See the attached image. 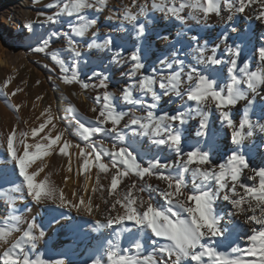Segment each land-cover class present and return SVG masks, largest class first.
I'll use <instances>...</instances> for the list:
<instances>
[{"label":"snow or ice","instance_id":"6c2138e0","mask_svg":"<svg viewBox=\"0 0 264 264\" xmlns=\"http://www.w3.org/2000/svg\"><path fill=\"white\" fill-rule=\"evenodd\" d=\"M46 7L57 10L48 15L38 13L43 16L41 23L55 25L65 16L74 17V20L69 23L68 32L51 33L52 37L59 36L64 40L59 49H50L49 40L42 39L31 48L32 52L45 53L49 57L59 69L61 83L78 85L82 92L90 88L103 91L90 97L94 105L90 111L95 113L92 118L84 117L70 103L63 109L70 120L69 135L73 139L67 138L63 129L52 134L59 117L50 108L44 109L35 118L40 121L35 126L27 130L13 127L3 138L7 157L13 163V170H18L19 179L10 188L0 190V202L6 205V212L0 216V264H65L63 260L50 262L38 254L35 258L30 255L45 233L34 218L27 219L19 211V201L30 199L36 205L55 204L59 208L70 207L92 215L94 208L100 211V205L93 203L97 192H106L110 198L104 200L108 215L105 223L96 220L92 231L116 226L112 232L114 238L108 239L101 248L107 258L106 264H264V166L253 167L241 150L257 128L264 132V123L254 124L250 119L255 100L264 91V44L253 49L254 60L259 61L253 67L244 60L245 48L240 43L234 42V46L228 44L231 38L228 34L219 38L217 46L210 49L211 54H208L206 43L200 44L195 35L190 38L189 43H196L191 51L196 54L199 64L221 66V69L227 66L225 84L222 72L213 77L194 66L186 70L185 61L177 58L175 51L171 59L166 56L159 61L167 71L154 70L146 74L144 60L148 53L140 43L149 39L147 33L151 21L140 20V17H147L149 8L181 24L188 20L206 24L213 16L232 21L249 9L252 10L250 15L264 21V0H144L139 4L137 0H131L130 5L117 4L112 8H109V0H53ZM106 9L110 15L105 19H120L121 25L127 22L132 26L134 50L125 49L127 56L119 50L124 44L118 43L123 37L117 33L123 32V27L116 32L109 28L101 33L99 22L89 15L90 11L102 14ZM224 13H227L226 17H223ZM24 27L35 34L32 22ZM231 32L247 44L237 27H233ZM162 39L168 41L169 37L165 35ZM221 45L228 56L226 61L217 54ZM85 47L95 50L97 55L113 53V64L128 65L127 71L121 75L128 76L132 83L119 89V95H116L109 90L110 77L104 72L93 71L88 79L95 78L97 82H86L78 71V61ZM63 54L72 58L71 72L62 59ZM11 79H5L0 85V94L6 98L8 108L19 112L21 105L11 103V99L22 89L16 88L11 93L5 91ZM157 86L163 96L178 98L182 110L169 113L161 109L162 114H158L162 95L156 90ZM135 92L140 93L139 98L134 95ZM143 97H150L151 102H146ZM123 102L136 106L144 114L139 115L135 110H119ZM238 102L244 103L242 116L233 115L228 110L237 106ZM213 112L219 113L215 119L220 121L225 131H230L231 142L235 146L230 154L221 157L223 163L213 159L221 131L212 126L210 114ZM261 112L264 113V108ZM89 119L94 120V124L87 122ZM125 120L123 128L131 129L130 136L121 127ZM190 120H198V128L196 143L189 145L183 143L182 138ZM97 134L111 135V146L103 140H95ZM205 136L208 139L202 140ZM136 137H147L149 144L137 141ZM29 138L32 143L28 142ZM201 143L204 148L200 147ZM20 145L23 146L22 151ZM152 147L160 152L167 149L174 153V157L165 163L153 155L145 165L141 162V152ZM73 148L78 151H70ZM54 154L66 158L64 171L68 173L73 171V159L78 162L77 175L84 179L80 190L71 191V199L64 188L52 179L58 173L48 170L45 158ZM6 164L7 161L5 165H0V177L6 172ZM34 165V170L30 171ZM93 169L96 170L94 182L91 175ZM41 174L43 177L37 179ZM101 174L109 178L106 186L102 183ZM146 177H154L165 187L144 182ZM125 178L129 180L126 185ZM69 180L70 176L63 177V183L67 184ZM89 191L93 195H85ZM145 192L157 193L164 206L157 205L151 197L145 199L142 195ZM218 200L227 202L232 208L227 213L230 218L227 223H222L224 217L214 208ZM126 222H132L135 231L126 227ZM122 234H126L129 247L121 248ZM149 234L157 240L153 241L151 251L145 254L140 236L147 238ZM236 239L244 240L247 247L235 243ZM251 257H255V261L249 259ZM91 264H105V261L97 254Z\"/></svg>","mask_w":264,"mask_h":264},{"label":"bare ground","instance_id":"6f19581e","mask_svg":"<svg viewBox=\"0 0 264 264\" xmlns=\"http://www.w3.org/2000/svg\"><path fill=\"white\" fill-rule=\"evenodd\" d=\"M144 0H137V3H143ZM122 3V1L120 2ZM124 5H130L128 0H123ZM25 6V5H24ZM252 10L249 9L246 11L245 14L238 16L237 18L233 19L232 21H227L226 18L222 17H215L213 16L206 24L203 22H197L194 20H188L186 23L181 24L180 22L176 21L174 18L166 17L163 13L158 11H153L149 8L147 17H140L142 22L147 19L151 21L148 24V28L150 31L147 33L149 39L141 40L140 43L144 46L147 50V55H151L156 59H164L168 49L171 46H184V45H194L196 47V43L192 42L189 43V40L192 36H196L200 44H207V48L210 49L216 47L219 43V38L228 34L231 38L228 39V44L234 46L235 43H240L242 47L245 48L244 51V60L249 61L253 67L259 64L258 60H254L255 53L253 51L254 47H259L261 44H264V21L257 20L254 15H250L249 13ZM108 15H110V11L108 10ZM187 13L185 12L184 15ZM227 13L223 14V17H226ZM5 22V16L2 14L1 21ZM111 23L116 24V28L119 29L121 26L123 27L125 33L130 31L127 29L126 23L124 22L121 25L120 19L111 20ZM130 27H132L130 25ZM233 27H237L239 32L242 36L245 37L247 44L245 45L241 39L238 38L236 33H232L231 29ZM206 30L204 33H202ZM156 31L159 35V38H155L156 40H152L150 34ZM177 33H180L178 36ZM132 39L135 40L134 32ZM167 35L169 37L168 41H164L162 39L163 36ZM131 38V37H130ZM179 41V42H177ZM179 48V47H178ZM179 50V54H177V58L185 61V68L189 67H196L198 70H203L204 74L208 75L211 74L215 77L218 73L222 72L223 76L225 77L223 83H227V66L225 65L222 69L221 66H204L197 62L195 59V53L191 52L189 54H184V47ZM8 52V51H7ZM7 52L3 44H0V66H4L7 68H12V62L9 61V57H7ZM217 54L219 58L223 60H227L228 56L226 53L223 52V46L221 45L217 48ZM171 59V56H169ZM160 60H156V64H159ZM3 69L5 75L4 80L12 77L11 82L7 88V92L11 93L14 89L20 88V86L16 85V75L14 71L9 72L8 69ZM166 70V69H165ZM145 71V70H144ZM167 71V70H166ZM146 72V71H145ZM148 73V72H147ZM4 82V81H3ZM22 89L16 96L12 97L11 103L20 104L21 108L19 112H14L11 109H3V113L5 115V121L0 124V165L6 164V172L5 174L0 177V190H6L12 186V183L19 179L18 170H13V163L7 157L6 148L3 144V138L7 135L9 130L13 127L17 128L18 130H27L29 127L33 125V123H39L35 118L38 116L37 113L34 111L28 112L27 104H26V93L25 89ZM158 91L161 90L158 88ZM162 101L158 107H165V109L171 108L168 110L169 113H172L173 110L181 109L180 101L176 97L169 98L167 96H163L162 92ZM23 100V101H22ZM25 100V102H24ZM4 102H0V108L3 106ZM191 103V102H188ZM5 105V104H4ZM60 108H63V101L60 99L59 104ZM38 106V105H37ZM261 108H264V91L259 93L258 98L255 100V107L253 110H250V119L253 121L254 124L264 123V113L261 112ZM182 110V109H181ZM232 112L233 115H243L244 111V103L238 102L237 106H233L232 109H228ZM254 112V114H253ZM219 113L213 112L210 114V119L213 121V128H220L221 131L219 136L217 137V142L215 144L214 152L216 153L213 156V159L216 160L217 163H223V159L221 157L230 154V151L233 147H235L230 138V131H225L223 126L221 125L218 119H215ZM17 117L19 119H17ZM28 123L20 124V121ZM126 121V120H125ZM198 128V120L197 121H189L188 125L185 126L184 136L182 138V142L186 144H195L197 137H196V129ZM202 140H207L208 137L205 136L201 138ZM31 140V139H30ZM138 141L143 144H149L148 139H144L143 137H138ZM20 150L22 151L23 146L20 145ZM201 148H204L203 143L200 145ZM190 150V149H186ZM207 150V149H205ZM243 152L246 153V158L250 160V163L253 167L257 165L264 166L262 162H264V133H260L256 131L252 138L248 139L245 142V145L241 149ZM142 159L148 161L152 158L153 155L158 156L162 162H170V160L174 157V153L169 152L165 149L163 152H160L157 148L152 147L151 150H146L141 152ZM57 156L54 154L52 157L45 158L46 163L49 165L48 170H55L56 173L54 174L52 179L62 188H64L65 193L71 199V191L73 189L80 190V186L83 184V176L77 175V168L78 162L73 159L71 173L64 171V164L58 166L54 165L53 163ZM38 163V162H37ZM35 165L33 168L29 169L34 170ZM172 174L175 175V171H172ZM70 176V180L67 184L63 183L64 176ZM93 175V174H92ZM43 177L41 174L40 179ZM92 182L94 179L92 178ZM147 183H151L154 186L159 185L161 188L165 187V185L153 178H145ZM129 183L127 179L124 184L126 185ZM250 183V182H249ZM106 184V183H105ZM91 186V184H90ZM190 186V182H189ZM123 188V185H122ZM81 194H85L81 192ZM85 195H93L90 191ZM145 199L151 197L153 201L156 202L157 205L163 207L164 201L159 198L157 193H149L145 192L142 194ZM105 199H110L107 197L106 192L100 193L97 192L94 194L93 203L94 205H100V211H96L95 208L93 209V214L88 215L83 211H76L73 208H59L55 204L50 205H36L30 201V199H25L19 201L17 207L19 211L27 218V219H35L36 223L40 225V230H44L45 232H49L52 235V240H57L60 242L58 249L55 250V253L58 255L59 253L63 254V257H71L72 264H91L92 259H95L97 254H100L105 261L106 264V256L103 255V251L101 250L102 246L106 245V241L108 239H113L112 232L116 230V226H113V229H106L101 230L99 232L92 231L93 227L95 226V221L100 220L102 223H105V217L108 215L107 207L104 204ZM216 208L217 213L224 217L222 223H227L228 219L227 213L232 211V208L227 202L222 200H218L217 203L214 205ZM6 212V205L3 202H0V216H2ZM115 214V213H113ZM55 216L53 220L52 217ZM126 227L135 231L132 222H126ZM38 234V232H37ZM141 243L145 245L146 252L151 251L153 247V241L157 240L155 237H144L143 235L140 236ZM48 241V242H47ZM46 241V245L51 243L50 240ZM162 242V241H160ZM235 243L239 244L241 247H247L244 240L236 239ZM120 246L121 248L129 247V240L126 238V234L121 235L120 239ZM51 248V247H50ZM47 247H40L37 245V249L35 252L30 253L33 258L35 255H40L45 253ZM50 250V249H49ZM225 250V249H221ZM91 253L90 262H86L82 260L86 253ZM85 257V256H84ZM252 261H255V257L249 258ZM65 260V259H64ZM63 260V261H64ZM55 261V260H54ZM66 264V262H65Z\"/></svg>","mask_w":264,"mask_h":264},{"label":"rangeland","instance_id":"374dc122","mask_svg":"<svg viewBox=\"0 0 264 264\" xmlns=\"http://www.w3.org/2000/svg\"><path fill=\"white\" fill-rule=\"evenodd\" d=\"M122 1V3H120ZM129 4H131V0H128ZM53 0H0V21L1 16L4 14L5 22H0V44L6 49L7 57H9V61L12 62V68H7L4 66H0V85H3L4 81V71L3 69H8L9 72L14 71L16 75V85L20 86V88L25 89L26 93V111L31 112L34 111L39 116L41 112L46 108H50L52 113L59 117V120H56L57 128L53 130V135L56 131L63 129L67 138L73 139L69 133L71 132L70 120L65 115L63 109L69 105H74L78 111L86 118L94 117L95 113L90 111V108L93 107V100L90 97H94L98 92H102L101 89H87L83 92L79 88L78 85H65L59 80V69L52 64L49 57L45 53H34L31 48L36 47L42 39L49 40V48L50 49H59L61 45H63L64 40L57 36L52 37L51 33H65L69 31V23L74 20V17H62L60 22L55 25L44 24L40 21L43 20V16L38 15V13H44L45 15L54 13L56 8H48L46 5L52 3ZM117 4H123V0H109V8L116 6ZM25 5V6H24ZM108 9H106L102 14L95 11H90L89 15L94 17L99 22V31L101 33L107 32L109 28H111L112 32H116V24L111 23V21L105 19L108 16ZM141 20V19H140ZM28 22L33 23V27L35 30V34L33 31L24 27V25ZM142 22V20H141ZM127 29L130 31L119 32L118 35L123 37V40L118 41V43L124 44V47L119 49L121 54L124 56L128 55V51L125 49H132V36L133 31L130 24L127 22ZM92 31H95L93 29ZM110 32L109 34H112ZM152 40H156L155 38H159V35L156 31L150 34ZM131 37V38H130ZM80 40L81 38H75ZM88 39V38H85ZM99 42V41H98ZM126 42V43H125ZM82 47L84 46L83 41H81ZM31 46V47H30ZM179 47V48H178ZM184 47V54L191 53V49L195 48L194 45H184V46H171L165 57L171 56L172 52L175 51L176 54H179V50ZM113 53L111 52H103L99 55L96 54L95 50H88L86 47L84 48V52L80 60L78 61L79 68L82 78L85 79L86 82L90 84H95L97 81L95 78L89 80L88 78L92 76V72H104L106 75L110 77L109 79V90L113 91L116 95H119V89H122L129 83H132V80L129 79L126 75H121L122 72H126L128 65H118L113 64L111 57ZM62 59H64L65 63L69 66V71L71 72V64L72 58L68 54H63ZM155 57L151 55H147L144 60L145 63V73H152L154 70L156 71H166L160 64H156ZM148 72V73H147ZM38 82V83H37ZM158 91V86L156 87ZM7 91V89H5ZM159 92V91H158ZM134 95L139 98L140 93L135 92ZM39 97V99H38ZM60 99L63 101V108H60L59 101ZM143 99L150 103V97H143ZM23 101V100H22ZM0 102L3 106L0 108V124L5 121V115L3 113V109L9 110L7 107L6 98L0 94ZM25 102V100H24ZM5 104V105H4ZM38 105V106H37ZM168 112L171 108L165 109V107H158L157 113L162 114L160 110ZM125 112L137 111V114L143 115V110L136 108V106L128 105L126 102L121 103L120 109ZM87 122L93 123L94 120L89 119ZM122 122L121 127L123 128ZM23 120L20 121V124H23ZM38 123H33L35 126ZM29 127V129L31 128ZM123 131L130 136L131 129L123 128ZM144 139H148L147 137H143ZM28 139L29 143L33 141ZM95 140H103L106 144L111 146L113 142V138L108 134H97L94 137ZM138 141V137H136ZM72 152H77V149H71ZM66 161V158H61L57 156L55 159L54 165H62ZM146 165L147 161H141ZM95 169L92 170V178L95 180ZM102 176V183L106 186L109 182V178L104 174ZM128 178H125V181ZM155 179V178H154ZM124 181V182H125ZM106 183V184H105ZM44 231V230H42ZM45 237L42 238L38 242V246L47 247L45 253L40 254L42 259L48 261H56V260H64L66 264H72L71 257H63L62 253L58 255L55 253V250L58 249L60 242L52 240V235L49 232H45ZM50 240L51 243L46 245V241ZM48 242V241H47ZM51 247V248H50ZM50 249V250H49ZM85 256V257H84ZM81 257L82 260L86 262H90L91 253L88 252Z\"/></svg>","mask_w":264,"mask_h":264},{"label":"clouds","instance_id":"9594fccd","mask_svg":"<svg viewBox=\"0 0 264 264\" xmlns=\"http://www.w3.org/2000/svg\"><path fill=\"white\" fill-rule=\"evenodd\" d=\"M257 131H259L260 133H264V132L260 131V129H259V128H257Z\"/></svg>","mask_w":264,"mask_h":264}]
</instances>
